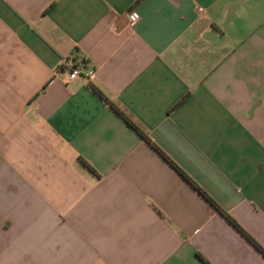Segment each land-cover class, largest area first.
Here are the masks:
<instances>
[{"label":"crops","instance_id":"0c3cea01","mask_svg":"<svg viewBox=\"0 0 264 264\" xmlns=\"http://www.w3.org/2000/svg\"><path fill=\"white\" fill-rule=\"evenodd\" d=\"M154 147L264 249V0H0V264H264Z\"/></svg>","mask_w":264,"mask_h":264},{"label":"trees","instance_id":"16d2710c","mask_svg":"<svg viewBox=\"0 0 264 264\" xmlns=\"http://www.w3.org/2000/svg\"><path fill=\"white\" fill-rule=\"evenodd\" d=\"M97 94L100 96L101 99L104 101H107L104 99L103 95L101 93ZM110 108L113 109V111L118 115L120 119H122L128 126H130L132 129L138 133L144 140L149 141L147 136L143 133V131L135 125L129 117H127L124 113H122L119 109H117L112 103H108ZM155 148V147H154ZM155 150L174 168L176 172L188 183H190L195 189H197L202 195V197L210 203L250 244H252L263 256H264V249L252 238L250 237L231 217H229L224 211H222L213 201L210 199L203 191H201L195 183L179 168L177 167L172 161H170L158 148H155ZM82 164H84L89 170L93 171L91 166L85 162L83 159H79ZM198 258L204 263L209 264L208 261H206L200 254L197 255Z\"/></svg>","mask_w":264,"mask_h":264},{"label":"built area","instance_id":"2783aa9c","mask_svg":"<svg viewBox=\"0 0 264 264\" xmlns=\"http://www.w3.org/2000/svg\"><path fill=\"white\" fill-rule=\"evenodd\" d=\"M128 19L130 24H133L138 20V15L134 11H130ZM62 70L65 73L67 81H72L78 78L88 81V79L92 76V71L85 70L81 65L76 64L72 59L65 60Z\"/></svg>","mask_w":264,"mask_h":264}]
</instances>
